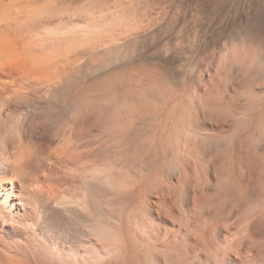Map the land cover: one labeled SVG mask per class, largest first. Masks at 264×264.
I'll list each match as a JSON object with an SVG mask.
<instances>
[{
	"label": "bare ground",
	"instance_id": "obj_1",
	"mask_svg": "<svg viewBox=\"0 0 264 264\" xmlns=\"http://www.w3.org/2000/svg\"><path fill=\"white\" fill-rule=\"evenodd\" d=\"M238 14L0 0V264H264V29Z\"/></svg>",
	"mask_w": 264,
	"mask_h": 264
},
{
	"label": "rangeland",
	"instance_id": "obj_2",
	"mask_svg": "<svg viewBox=\"0 0 264 264\" xmlns=\"http://www.w3.org/2000/svg\"><path fill=\"white\" fill-rule=\"evenodd\" d=\"M164 1H168V2L173 1L175 5L179 4L184 8L187 7L193 8L196 5H200L207 8L208 12L211 11L212 13L215 12L222 13L223 16H225V13L227 12L233 13L235 11H238L239 13H244V16H241L239 14L238 16H236L239 22L236 26L232 27V29L234 28L233 31L236 33L235 35H239L240 31L241 33L244 34V27L246 20L249 21L248 27H252L254 31L258 29L260 31H263L262 29H264V0H164ZM242 17H244V20H242ZM253 30L252 32L255 33ZM182 57H183L182 51H173V53L170 54L167 63L171 67L172 66L175 67L178 63H180Z\"/></svg>",
	"mask_w": 264,
	"mask_h": 264
},
{
	"label": "snow or ice",
	"instance_id": "obj_3",
	"mask_svg": "<svg viewBox=\"0 0 264 264\" xmlns=\"http://www.w3.org/2000/svg\"><path fill=\"white\" fill-rule=\"evenodd\" d=\"M51 2L55 4L57 2V0H51ZM49 19H52L54 21L53 27L55 28V30L57 32H59V31L62 30L63 27H67L68 26V23L70 22L71 17H69L67 20L61 21L59 24L55 23V17H49ZM45 30H47V29H45ZM260 66H261L262 69H264V55H262V57H261ZM233 69H234V71L237 74H239V67H238V65H235L234 64L233 65ZM262 91H264V89H262ZM243 103H244V101H243V99H241L240 104L243 105ZM59 116H60V113L58 112L56 114V118L59 119ZM88 255L90 257H96L97 259H99V256H100L99 252H97L95 249H92L88 253Z\"/></svg>",
	"mask_w": 264,
	"mask_h": 264
}]
</instances>
